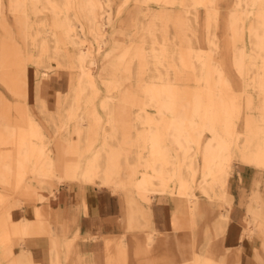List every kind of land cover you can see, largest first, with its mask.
<instances>
[{
	"label": "bare ground",
	"instance_id": "bare-ground-1",
	"mask_svg": "<svg viewBox=\"0 0 264 264\" xmlns=\"http://www.w3.org/2000/svg\"><path fill=\"white\" fill-rule=\"evenodd\" d=\"M66 71L70 88L50 93ZM0 83L15 97L0 88V264H35L15 241L55 234L41 204L70 182L119 195L133 233L156 198H185L176 264H242L237 163L259 174L238 239L259 235L264 263V0H0ZM37 203L32 228L18 214Z\"/></svg>",
	"mask_w": 264,
	"mask_h": 264
},
{
	"label": "crops",
	"instance_id": "crops-1",
	"mask_svg": "<svg viewBox=\"0 0 264 264\" xmlns=\"http://www.w3.org/2000/svg\"><path fill=\"white\" fill-rule=\"evenodd\" d=\"M48 89L50 93L59 92L52 83ZM239 168L231 178L235 197V228L231 239L240 249L242 264H264L258 259L263 249V239L259 235L238 239L247 224L246 204L241 200L249 201L256 190L259 175L253 166ZM261 188L264 191V182ZM37 205H26L18 214V217L31 221L32 228H37L40 218ZM41 205L46 212L45 219L51 223L55 234L27 235L22 241L16 240L17 260L26 253L35 264H176L180 261L178 257L182 260L177 237L185 249L191 241L187 229H176L177 217L186 226L190 215L187 200L177 196H168L161 201L156 198L152 202L148 226L134 233L126 230L120 197L107 188L81 182L64 183L48 203ZM145 223L142 221L143 226ZM152 232L155 238L149 246L148 235Z\"/></svg>",
	"mask_w": 264,
	"mask_h": 264
},
{
	"label": "rangeland",
	"instance_id": "rangeland-1",
	"mask_svg": "<svg viewBox=\"0 0 264 264\" xmlns=\"http://www.w3.org/2000/svg\"><path fill=\"white\" fill-rule=\"evenodd\" d=\"M233 0H230V2H232ZM133 3L131 4V7H132ZM129 9H131L129 7ZM120 25V24H119ZM121 27L123 28H126V27H129V24H127V21L125 23H122ZM115 33V32H114ZM113 34V32H111V35ZM110 33H109V36H111ZM114 35V34H113ZM117 36H121L120 33H117ZM113 37V36H112ZM111 45V44H110ZM34 71H35V68L33 66H31V85H33L35 83V76H34ZM71 81H72V75H71V72L69 71H66V72H63L62 74H57V73H53L49 78H48V82L47 84L50 85V83H52L53 87H56L60 93L68 90L70 88V84H71ZM0 88L6 93V95L11 98V99H14V95L11 93V91L2 83H0ZM49 88V86L47 87ZM30 102L34 103V95L32 94L31 97H30ZM49 107L51 109H54L56 108V105H54L53 103L52 104H49ZM33 111L37 114L38 117L42 118V115L40 114L39 112V109L38 108H32ZM240 166H243L239 163L236 164V170L235 172L238 170V168ZM97 186V185H96ZM119 197V195H117ZM163 200L162 198L160 199V201ZM123 204V202H122ZM212 216V217H211ZM215 214L214 215H210L208 217H205L203 218L200 222H199V225H198V228H197V232H198V242L201 243L202 240H203V237H202V231L204 229L205 226L207 225H211L212 224V220L214 218ZM233 259V257H230ZM178 260H181V257H178ZM236 259L232 260V262H234ZM235 264V263H234Z\"/></svg>",
	"mask_w": 264,
	"mask_h": 264
}]
</instances>
